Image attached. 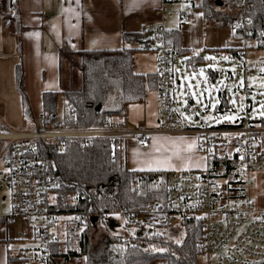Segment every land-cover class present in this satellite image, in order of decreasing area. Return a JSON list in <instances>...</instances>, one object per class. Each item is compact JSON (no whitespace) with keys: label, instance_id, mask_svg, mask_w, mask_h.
I'll return each instance as SVG.
<instances>
[{"label":"built area","instance_id":"built-area-1","mask_svg":"<svg viewBox=\"0 0 264 264\" xmlns=\"http://www.w3.org/2000/svg\"><path fill=\"white\" fill-rule=\"evenodd\" d=\"M191 9L186 6L179 13L186 15ZM235 27L243 39L264 49L261 34L251 35L240 23ZM146 29L161 38L166 32L162 23H149ZM0 56H4L1 51ZM172 56L171 45L162 39L156 49L157 127L128 124L123 108L119 118L107 119L98 126L66 127L62 119L56 126L46 125L43 122L48 114L40 113L35 129L15 131L5 126L8 129L0 130V223H18L14 236L27 242L17 255L24 264H52L51 245L58 216H69L70 225L76 228L90 220L86 213L53 209L56 181L37 153L40 139H52L57 149L66 138L81 142L104 138L112 147L116 142L136 139L147 147L150 136L159 133L193 134L204 164L198 169L167 172L166 211L155 220L160 224L196 223L200 229L198 251L206 253L205 264H264V208L254 210L249 197L254 181L251 171L264 170V117L248 114L253 100L245 97L243 115L233 121L182 126L174 109ZM3 123L0 120V125ZM82 197L74 193L73 201ZM156 208L155 201H147L131 221L147 218Z\"/></svg>","mask_w":264,"mask_h":264},{"label":"trees","instance_id":"trees-1","mask_svg":"<svg viewBox=\"0 0 264 264\" xmlns=\"http://www.w3.org/2000/svg\"><path fill=\"white\" fill-rule=\"evenodd\" d=\"M217 1L218 4L216 0H198L195 4V7L202 10L205 23L229 26L234 35H241V31L235 27L236 23H240L251 35L261 34L264 41L262 19L264 0ZM179 35L178 28L166 29L164 37L161 38L150 33L145 27L138 32L121 34L123 43L140 39V42L137 41V48L122 45L120 48L80 50L79 88L43 91L41 113L48 114L43 123L56 126L58 120L62 119L66 127H92L119 116L126 103L139 101L144 97L146 89L157 86L156 71L138 73L133 70V51L135 49L156 51L162 39L172 47V61L175 55H184L182 60L186 69L200 63L207 79L210 82L214 81L221 70L211 69L208 62L212 58L192 54L182 48ZM145 42L148 43L147 48L143 47ZM233 51L234 59L242 57L243 54ZM175 72L173 69L174 84ZM14 84L19 93L22 115L32 119L31 108L22 85L20 59L14 64ZM217 93L218 102L215 109L216 112H222L229 108L228 90L222 85ZM59 98L62 104L58 113ZM190 102L188 98L187 104ZM37 153L46 162L56 181L53 189L55 195L53 209L58 212L86 213L96 216V220L118 212L124 216V223L128 224L132 222L133 216L143 211L147 200L157 203V208L148 216L151 226L143 232L139 228L142 226L140 223L135 234L124 238V243L117 248L110 264H153L157 260H161L163 264H199L196 256L199 253L197 239L200 236V229L196 223L191 221L182 223L184 231L180 240L151 231L153 225L158 223L155 218L163 216L166 211V174L170 169L128 168L120 143L116 142L112 147L104 138H91L85 142L66 138L59 149L52 139H40ZM74 193H81L83 197L74 202ZM94 223L89 220L78 229L66 221L64 237L58 238L56 235L51 245L52 262L61 256L64 261L69 257L78 259L82 255L87 256L89 260L90 232Z\"/></svg>","mask_w":264,"mask_h":264},{"label":"crops","instance_id":"crops-1","mask_svg":"<svg viewBox=\"0 0 264 264\" xmlns=\"http://www.w3.org/2000/svg\"><path fill=\"white\" fill-rule=\"evenodd\" d=\"M197 1L0 0V31L9 42L8 55L0 47L4 54L0 57L7 59L10 55L16 60L14 64L21 60L22 85L33 124L42 111L43 91L79 88L80 50L120 48L122 45L137 48L136 40L123 43L121 34L141 31L149 23H162L166 29L178 28L180 46L192 54L232 57L233 50H236L243 54L241 60L245 54L243 46L254 47V42L243 39L242 35H234L229 26L205 23L202 10L195 7ZM186 6H191V11L181 15L179 9ZM183 57L174 56L175 71L182 63L184 66ZM132 67L138 73L155 72L156 51L135 49ZM175 80L173 89L179 84L178 79ZM145 93L139 101L125 104L126 119L151 126L157 122L156 90L147 89ZM138 108L144 109L145 114L142 119L136 120L132 117H136ZM135 142L140 143L136 139L120 142L125 164L131 169H198L204 164L195 136L159 133L150 136L147 147ZM173 146L175 149L179 147L181 153H160L171 147L174 149ZM16 228L18 223H0V264L23 263L17 255L27 242L14 236Z\"/></svg>","mask_w":264,"mask_h":264},{"label":"rangeland","instance_id":"rangeland-1","mask_svg":"<svg viewBox=\"0 0 264 264\" xmlns=\"http://www.w3.org/2000/svg\"><path fill=\"white\" fill-rule=\"evenodd\" d=\"M249 41L253 42L252 40ZM2 43H5L3 47L1 46ZM8 44L9 42L3 38L0 31V47L6 55H8ZM244 51L245 54L241 60L228 57L227 55H211L212 59L208 62L211 69L221 70L218 77L211 82L207 79L200 63L196 67H190L189 69H186L182 63V65L176 68V78L179 80V84L173 89L174 109L178 113V117L183 124L182 126L209 125L223 120L233 121L243 115L242 109L245 97L253 100L248 114L264 116V49L248 46L245 47ZM15 61L10 55L7 59L0 57V120L4 122L3 125H0V130L5 131L8 129L5 126L15 131L32 130L35 129L33 120L27 119L22 115L19 93L14 84L13 64ZM222 85L226 86L228 90L229 108L222 112H216L215 104L218 102L217 91ZM188 98L191 100L190 104H187ZM61 104L62 100L59 98L57 104L58 113ZM144 114V109L138 108L136 117L132 118L139 120L142 119ZM125 120L128 124L136 127H157V122L151 126H146L142 122L127 121L126 116ZM180 135L194 136L193 134ZM135 144L139 145L140 143L135 142ZM179 149V147H176V149L175 147L174 149L171 147L169 150L160 151V153L180 154ZM251 175L254 176V181L249 186V197L252 200V207L254 210L263 209L264 170H253L251 171ZM66 221L70 224L69 216L67 215L57 217L55 227L58 238H63L65 235L64 226ZM124 221V216L118 212L98 218L90 232V259L87 260V256L82 255L78 259L69 257L67 261H64L61 256L56 257L52 264H90L89 262L92 264H110L113 261L117 248L124 243V238L135 234L137 226L140 223H142V226L139 228L143 232L151 226V221L148 217L135 223L129 222L125 224ZM82 227L77 228L81 229ZM151 231H157L172 237L174 240H180L184 229L177 223H156L153 225ZM205 258L206 253L204 251H200L196 256L199 264H205ZM14 264L23 263L19 261ZM153 264H163V262L157 260Z\"/></svg>","mask_w":264,"mask_h":264},{"label":"water","instance_id":"water-1","mask_svg":"<svg viewBox=\"0 0 264 264\" xmlns=\"http://www.w3.org/2000/svg\"><path fill=\"white\" fill-rule=\"evenodd\" d=\"M216 4H218V1L217 0H216ZM98 108H99V105L96 106V109H98ZM95 220H96V216L90 215V221H91V223H94Z\"/></svg>","mask_w":264,"mask_h":264},{"label":"snow or ice","instance_id":"snow-or-ice-1","mask_svg":"<svg viewBox=\"0 0 264 264\" xmlns=\"http://www.w3.org/2000/svg\"><path fill=\"white\" fill-rule=\"evenodd\" d=\"M230 119V118H229Z\"/></svg>","mask_w":264,"mask_h":264}]
</instances>
